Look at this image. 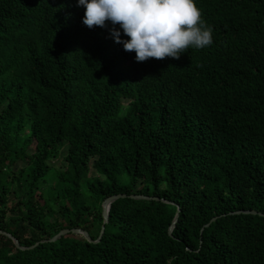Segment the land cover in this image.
Masks as SVG:
<instances>
[{"label": "trees", "instance_id": "1", "mask_svg": "<svg viewBox=\"0 0 264 264\" xmlns=\"http://www.w3.org/2000/svg\"><path fill=\"white\" fill-rule=\"evenodd\" d=\"M196 3L213 43L137 62L77 0H0V264H264V0Z\"/></svg>", "mask_w": 264, "mask_h": 264}, {"label": "clouds", "instance_id": "2", "mask_svg": "<svg viewBox=\"0 0 264 264\" xmlns=\"http://www.w3.org/2000/svg\"><path fill=\"white\" fill-rule=\"evenodd\" d=\"M77 5L85 9L86 27L106 28L110 22L115 41L125 51H134L137 62L178 60L190 48L213 43L196 0H77ZM121 30L127 39L121 37Z\"/></svg>", "mask_w": 264, "mask_h": 264}, {"label": "water", "instance_id": "3", "mask_svg": "<svg viewBox=\"0 0 264 264\" xmlns=\"http://www.w3.org/2000/svg\"><path fill=\"white\" fill-rule=\"evenodd\" d=\"M127 194L126 193H119V194H114V195H111L109 197H107L104 201H103V217H104V224L102 225V228H101V233L100 235H102L104 233V230H105V224L109 221V212H110V208H111V204L116 201L117 199H119L120 197H126ZM130 197L132 198H146V199H149V198H157L158 197H153V196H148V195H143V194H130L129 195ZM244 212H251V213H258L256 210H245ZM260 213V212H259ZM262 215H264L263 213H260ZM178 217H179V210L177 212V215L175 217V219L173 220L170 228H169V234L171 236H173V229L175 227V224L177 223L178 221ZM215 219V218H213ZM70 232H73V233H79V234H82L83 236H85L87 238L88 241L90 242H99L100 240V237L98 239H93L90 235V233L83 229V228H64L62 229L61 231H59L56 235H54L52 238L49 239V241H56L57 239H59L61 236L67 234V233H70ZM5 234H7L8 236H10L11 238H13L16 246L20 249H27V248H31L33 246H22L18 240L17 237L13 236L11 233L9 232H4ZM44 241H47V240H42V242ZM35 246V245H34Z\"/></svg>", "mask_w": 264, "mask_h": 264}, {"label": "rangeland", "instance_id": "4", "mask_svg": "<svg viewBox=\"0 0 264 264\" xmlns=\"http://www.w3.org/2000/svg\"><path fill=\"white\" fill-rule=\"evenodd\" d=\"M64 153H65V150L62 151L61 155L58 158L53 159V161H52V164H54L57 168L61 167L64 164V162L62 160V156H64ZM92 173L96 174V171L93 170Z\"/></svg>", "mask_w": 264, "mask_h": 264}]
</instances>
